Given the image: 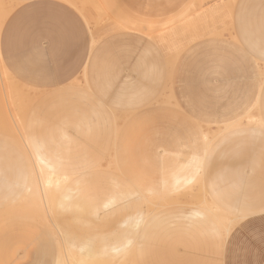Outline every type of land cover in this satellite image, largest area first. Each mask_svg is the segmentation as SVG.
Returning <instances> with one entry per match:
<instances>
[{"label":"rangeland","instance_id":"rangeland-1","mask_svg":"<svg viewBox=\"0 0 264 264\" xmlns=\"http://www.w3.org/2000/svg\"><path fill=\"white\" fill-rule=\"evenodd\" d=\"M0 88V264H264V0H0Z\"/></svg>","mask_w":264,"mask_h":264},{"label":"bare ground","instance_id":"bare-ground-1","mask_svg":"<svg viewBox=\"0 0 264 264\" xmlns=\"http://www.w3.org/2000/svg\"><path fill=\"white\" fill-rule=\"evenodd\" d=\"M1 89V88H0ZM7 89V88H6ZM4 90V89H3ZM9 90V89H8ZM42 160V159H41ZM44 161V160H43ZM47 166H48V168L50 167V164L49 163H47L46 164ZM30 172V171H29ZM39 179V178H38ZM46 181H45V183L46 182H49V183H53V185L55 186V187H58L59 186V184L63 181V180H65V178L64 177H59V178H57L56 177V179H54V180H52L51 179V177H47L46 176ZM21 181V180H20ZM44 182V181H43ZM43 182L41 183V182H39L38 181V185L36 184V188H35V192H36V194L38 195L39 193L38 192H42L43 191V188H44V184H43ZM26 183H27V181H26ZM1 187H3V186H1ZM5 189V188H4ZM15 191V190H14ZM35 192H33V193H28V194H21V193H16V194H12L11 196L12 197H10L9 198V200H10V205L11 206H8V207H6V208H4L1 212H0V220L1 219H3V218H5V217H7V216H11V215H16V214H25V215H28V216H30V217H33V218H36V219H38V217H37V214H36V211H37V213L39 214V212H41L42 211V209L40 210V208L38 207L37 208V210H35L34 211V209H33V207H24V205L22 206V207H20V206H17L19 203H21V202H19L20 200H21V198L22 197H24V195H31V194H34ZM7 195H9V194H2L1 195V199H2V204H3V202H5V200H6V198H8L7 197ZM23 199V198H22ZM107 199V198H106ZM118 200H121L123 203L125 202V201H127L128 199H124V197H119V196H110V197H108V199L107 200H105V201H103L102 202V205H101V207L100 208H106V209H111L112 207H113V205L116 203V202H118ZM31 205V204H30ZM32 206V205H31ZM35 206V205H34ZM213 208V207H212ZM38 209L40 210L39 212H38ZM98 209L99 208H96V212H98ZM256 209V208H255ZM254 209V210H255ZM260 209V208H259ZM139 210V209H138ZM138 210H136L135 212H137ZM140 211V210H139ZM144 211V210H143ZM142 211V212H143ZM146 211V210H145ZM135 212H133V213H135ZM138 213V212H137ZM140 213V212H139ZM40 215V214H39ZM132 215H134V214H132ZM140 215H142V214H140ZM140 215H137V216H139V218H140ZM135 216V215H134ZM133 216V219H131L132 221L134 220V217ZM143 217V216H142ZM141 217V218H142ZM137 218V217H136ZM135 218V221L136 220H138V219H136ZM144 218L145 217H143V220H144ZM126 220V219H125ZM142 219H141V221H140V223L143 221ZM130 221V220H129ZM139 221V220H138ZM137 221V222H138ZM126 222V221H125ZM119 223H121V221L119 222ZM131 223V222H130ZM135 223V222H134ZM124 224V223H123ZM123 224H122V226H123ZM133 224V223H132ZM132 224H130L131 226H132ZM139 224V223H138ZM138 224H136V225H138ZM119 225V224H118ZM125 225V224H124ZM133 225H135V224H133ZM129 226V225H128ZM124 227V226H123ZM226 230V229H225ZM226 232H228V229H227V231ZM120 240H121V243H122V245H123V247H124V249H125V252H129V251H132V247H133V245L132 244H130V241H129V236L127 235V234H123V235H121L120 236V238L118 239V238H116V241H117V244H118V242H120ZM116 246V245H115ZM119 245H117L115 248H114V251H118L119 250Z\"/></svg>","mask_w":264,"mask_h":264},{"label":"crops","instance_id":"crops-1","mask_svg":"<svg viewBox=\"0 0 264 264\" xmlns=\"http://www.w3.org/2000/svg\"><path fill=\"white\" fill-rule=\"evenodd\" d=\"M33 219L25 214H16L7 216L0 220V238L3 240L12 235H19L16 232H11L12 230H19L20 237H28L34 233V230L41 228V226L35 222ZM38 220V219H37Z\"/></svg>","mask_w":264,"mask_h":264}]
</instances>
